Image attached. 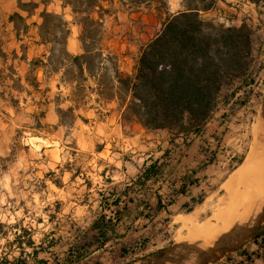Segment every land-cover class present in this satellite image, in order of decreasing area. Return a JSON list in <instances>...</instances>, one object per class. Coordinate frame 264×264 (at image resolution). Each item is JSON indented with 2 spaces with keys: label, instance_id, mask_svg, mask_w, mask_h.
Here are the masks:
<instances>
[{
  "label": "rangeland",
  "instance_id": "374dc122",
  "mask_svg": "<svg viewBox=\"0 0 264 264\" xmlns=\"http://www.w3.org/2000/svg\"><path fill=\"white\" fill-rule=\"evenodd\" d=\"M167 1L169 12L173 14L171 11L178 8V0ZM239 1L242 7L248 6L257 14L253 15V18L249 17V21L245 22L254 33L252 59L248 71L243 76L227 81L220 93L218 103L222 102L221 110L228 112H225V116H228L229 120L236 119L238 130L235 134L239 136L238 140L242 147L235 153L233 162L224 167L226 172L219 182L210 187L201 198V203L180 212V216L187 217L196 210H202L207 204L197 218L198 223L201 224L207 222L214 215L219 204L228 198L226 183L247 158L254 142V128L261 127L264 135V0H259L257 3L255 0ZM51 2L54 3L51 0L48 4ZM183 3L186 8L188 6L200 8L208 5L209 1L183 0ZM58 6L53 5L56 10H59ZM64 6L69 7V11L63 15L54 11L47 12L64 18L69 25L68 38L72 37L79 42L83 53L84 15L73 12L70 6L65 4ZM43 12L45 11L41 14ZM100 15L103 28L96 32L88 46L94 50L100 44L106 54L111 53L112 60L103 62L107 69V78L113 75L114 65H118L122 72L133 75L141 51L161 32L167 19L165 11L158 8V5L133 8L122 4L120 0H113L112 3L101 2V8L96 9L94 18L99 19ZM205 21L224 28L233 26L227 22ZM49 49L50 46L45 45L42 56L34 60L43 59ZM63 74V69L56 73H46L43 68L31 73L30 67L24 83L16 78L7 82L10 94H7L6 99L12 109L6 111L0 106V142L5 145V155L0 152V264L3 262L2 259H6L8 261L6 264H10L18 256L20 252L18 249L23 244L28 248L27 240L46 238L52 230L68 225V219L61 216L66 210V200H80L81 203H87L88 200L95 198L93 192H87L84 178L80 173L99 168L100 161L95 159V153L102 145L91 140V144L95 145L87 147L85 143L79 141L78 132L80 126L87 125L91 128L90 119L84 115L85 110L98 109L96 119L101 123L107 115L108 103L98 100V81L91 78L85 83V87L90 88L85 92L87 97L80 106H77L72 100L75 99L72 96L73 88L77 84L66 83L64 79L68 80L69 77ZM10 75L11 71L6 70L2 77ZM35 77L39 83L37 89L31 85ZM243 89L247 91H242ZM236 93L240 94L235 95ZM226 99L233 101L229 107H226ZM114 102L120 109L119 103ZM69 108H74L73 113L68 112ZM242 108L247 112L242 114ZM122 119H124L123 112ZM173 133L178 134L175 131ZM243 190H245L244 185L239 192ZM257 202L251 206L248 215ZM176 219L177 217L170 219V227L164 234L163 242L156 243L157 248H150V251L139 254L126 264L150 258L174 247L185 249L193 243L195 246L200 245V242L196 244L194 239L181 243L179 239L188 235V229L183 228L182 223L177 222ZM262 223H264V214L260 218L238 226L229 235L222 234L216 237V240H232L248 228ZM208 251L194 255L184 264H204L223 253V250L214 247Z\"/></svg>",
  "mask_w": 264,
  "mask_h": 264
},
{
  "label": "crops",
  "instance_id": "0c3cea01",
  "mask_svg": "<svg viewBox=\"0 0 264 264\" xmlns=\"http://www.w3.org/2000/svg\"><path fill=\"white\" fill-rule=\"evenodd\" d=\"M33 1L39 3H22ZM53 1L48 5L40 3L28 13L19 8L18 0H0V106L6 111L12 109L6 99L10 94L7 82L16 78L24 83L31 62L42 56L45 45L38 34L41 12L63 15L69 11L61 0ZM215 1L214 8L200 11L203 20L240 27L256 14L248 6L242 7L239 0ZM54 4L59 10L54 9ZM177 7L171 11L173 14L187 9L183 0H178ZM15 13L25 19L26 29L23 25L16 29L10 19ZM67 49L74 55L82 53V46L72 37L68 38ZM6 70L11 75L2 77ZM232 102L226 99V107ZM221 104L201 130L182 134L126 121L114 101L107 104V115L101 123L96 119L98 109L85 110L91 128L79 127V141L87 147L95 145L91 140L102 145L95 153L99 168L80 173L87 192H93L95 198L87 203L66 200L61 216L69 224L52 230L46 238L33 240L28 248L23 244L10 264H126L150 248H157L156 243L163 242L170 227V219L199 204L242 147L235 134L236 119L229 120ZM241 112L247 111L242 108ZM0 152L5 155L1 142ZM213 264H264V229Z\"/></svg>",
  "mask_w": 264,
  "mask_h": 264
},
{
  "label": "trees",
  "instance_id": "16d2710c",
  "mask_svg": "<svg viewBox=\"0 0 264 264\" xmlns=\"http://www.w3.org/2000/svg\"><path fill=\"white\" fill-rule=\"evenodd\" d=\"M18 1L22 11L32 13L40 3L46 5L51 0ZM61 1L73 12L84 15L83 53L73 55L68 51V23L61 15L45 11L41 14L39 35L41 43L50 49L43 59L31 62V73L38 68L46 73L63 69V75L69 77L68 80L63 78L64 81L77 84L72 92L77 106L87 97L85 92L90 88H86L85 83L92 78L98 81V100L117 101L124 119L135 120L151 130L167 129L178 134L197 132L217 110L218 98L227 81L243 76L249 69L252 29L245 23L241 27L224 28L201 18L200 11L214 8L215 0H208L209 4L200 8L188 6L186 11L176 14H170L167 0H120L133 8L158 5L167 19L161 32L141 51L133 75L114 65L113 75L107 78L103 62L112 60L111 53L106 54L100 44L92 50L88 43L103 28L102 16L94 18L96 9L101 8V2L112 3L113 0ZM10 19L16 29L20 24L26 29L25 19L19 13ZM31 85L38 88L36 77ZM73 110L69 108L68 112L73 113ZM27 244L32 246L34 242L30 239ZM6 263L8 261L3 259L1 264Z\"/></svg>",
  "mask_w": 264,
  "mask_h": 264
},
{
  "label": "bare ground",
  "instance_id": "6f19581e",
  "mask_svg": "<svg viewBox=\"0 0 264 264\" xmlns=\"http://www.w3.org/2000/svg\"><path fill=\"white\" fill-rule=\"evenodd\" d=\"M262 133L261 127L256 126L254 128V142L247 158L230 177V181L226 183L225 188L228 192V198L219 204L218 209L207 222L201 224L197 221L198 215L205 210L207 204L204 205L202 210H196L187 217H177V222H181L183 228L188 229V235L179 239L181 243L194 239L196 244L200 242V244L206 245L208 244L206 242L216 240V237L222 234L229 235L238 226L262 217L264 214V135ZM242 185L245 186V190L240 191V193L239 189ZM234 187H237V189H234ZM256 202L257 204L248 215L251 206ZM194 244L187 246L185 249ZM203 248L210 250L213 247ZM200 254L202 253L200 252Z\"/></svg>",
  "mask_w": 264,
  "mask_h": 264
},
{
  "label": "water",
  "instance_id": "95a60500",
  "mask_svg": "<svg viewBox=\"0 0 264 264\" xmlns=\"http://www.w3.org/2000/svg\"><path fill=\"white\" fill-rule=\"evenodd\" d=\"M264 229V223L258 226H252L244 231L242 234L235 236L232 240H211L208 244H200L198 246H191L187 249H178L177 247L171 248L165 252L153 255L150 258L135 261L130 264H181L188 261L194 255L200 252H208L207 246L218 248L223 250V253L213 259H209L204 264H213L222 260L223 258L229 256L231 253L235 252L249 241L254 239L262 230Z\"/></svg>",
  "mask_w": 264,
  "mask_h": 264
}]
</instances>
